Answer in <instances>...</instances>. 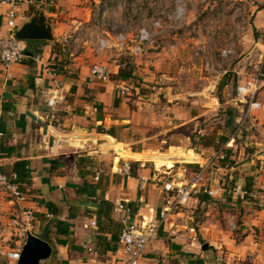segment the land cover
I'll return each mask as SVG.
<instances>
[{
	"label": "crops",
	"instance_id": "crops-1",
	"mask_svg": "<svg viewBox=\"0 0 264 264\" xmlns=\"http://www.w3.org/2000/svg\"><path fill=\"white\" fill-rule=\"evenodd\" d=\"M23 1L20 6L18 5V11L27 18L36 9L42 8L51 24L53 40L27 41L25 42L26 57L21 62L11 65L8 69L0 63V132L2 133L0 143L13 147L9 156L0 157V166L12 164L19 159L27 161V176L20 181V185L28 192L24 205L32 207L36 213L33 234L40 237L45 227L50 226L52 221H58L67 229V235H59L66 239V245L58 244L54 240L57 236L54 227H51V232L47 235L50 245L51 240L56 243L57 261L54 262L52 258V264H119L120 261L116 259L115 253L116 239H110L108 230L95 235L94 229L90 226V219L96 216L100 198L111 202L113 206L120 201L132 206L130 222L138 225L153 222L161 200V179L171 177L179 181L187 179L197 168V161H200V154L193 149L189 148L190 153H186L183 148L171 145L167 152L142 149L141 154L140 149L131 148V141L125 138V131L135 129V123L139 124L140 120L144 125L151 124L148 116L140 113L143 110L141 108L150 110L152 103L159 110L160 124L169 125L174 129L202 124L207 120L205 115L216 110L223 111L234 99L227 100L225 107L224 101L220 102L217 96V85L226 73L217 75L216 71L205 70L201 62L207 59L194 56V47L202 37L197 30L198 34L192 31L182 37V47L179 43L175 47L174 54L180 59L183 70L182 74L180 73L181 77H175L183 81L177 91H173V86L167 84V80L172 78L168 72H160L159 84L158 81H154V75L146 76L143 73L146 69L143 66L154 64L151 61H142L139 63L141 65H136L137 70L134 66L132 70L134 77L115 78L112 75L116 74L120 67L127 65L122 57L123 54L116 52L113 55L112 51L106 50L96 52L95 46L81 36L82 33H86L87 37L93 36L96 31L89 32L88 29L94 30L92 16L95 14L94 7H97V0L91 2L35 0V8L30 15L26 12L30 1ZM245 1H248L249 11L256 14L255 19L258 21H255V25L258 22L259 28L264 27V7L262 10H257L256 2ZM89 3L91 5L93 3V6ZM6 10L7 5L0 0V14L3 15L0 35L5 32L3 24ZM115 19L118 23L122 22L120 13ZM76 35L81 36L79 42L73 41ZM65 39L69 42L66 43ZM246 40H249L248 36L244 35L243 46L246 45ZM55 43L59 44L61 52L59 49H54ZM261 45L264 47L263 43ZM262 52L264 53V50ZM162 53L164 52H159L160 57L163 56ZM94 62H104L109 65L112 71L110 81L104 83L91 81L88 78L89 67ZM58 63L61 67L54 66ZM236 65L233 68L231 65L227 70L231 72L230 80L233 76L239 85H243L249 73H242ZM7 73L12 75L11 79L6 78ZM226 75L229 76L228 73ZM55 80L65 83L68 92L65 101L52 109L45 104L42 91ZM229 82L220 93L227 92ZM263 87L264 83L257 94L261 108L253 110L249 119L264 132ZM120 88H132L135 95L130 98L131 102L120 100L118 92ZM172 98L181 100L180 104H169ZM184 99L186 100L182 101ZM144 100L147 102H143ZM188 101L190 106L185 105ZM27 111L36 115L41 122L29 117ZM99 125L106 128L114 126V140L98 141L96 130ZM257 139L255 145L260 144L261 147L254 150L251 154L252 158L248 156L238 158L239 161L245 158L250 160L241 166V171H246L244 177L238 178L239 182L236 181L230 189L220 185V174L225 171V166L216 164L206 170V185L212 189L219 188L211 199L223 198L226 194L234 200L230 204L236 206L232 215L240 221L238 231H229L228 234L223 235L222 243L215 242L214 247L209 245L207 250H202L201 245L207 241L201 244L195 239L196 236L213 237V233H209L210 218L194 228L189 224V215L181 210L163 227L158 239L148 246L142 264H157L156 259L159 254L163 257V261H168L169 264H193L191 260L195 258L202 259L204 264H264V152L256 154L264 150V135ZM252 143L253 141H250V146H254ZM247 144L246 142L245 146ZM69 146L87 148L88 157L78 155L76 166L71 167L69 159H65L68 156L66 148ZM134 152H140L136 159ZM175 157L178 158L175 163H183L170 172L161 171L160 159ZM201 158L204 160V157ZM51 159L58 161L56 172L50 169ZM124 159L131 161L132 176L129 178L116 172ZM231 168L239 169L240 166ZM97 169L99 179L94 180V175L98 173ZM140 177L148 179L145 189L140 188ZM247 178H252L255 185L253 183L247 187L248 185L244 183V179ZM238 186L248 189L257 188L260 190L258 191L260 197L256 200L241 199L227 192ZM90 196H94L95 199L89 202ZM191 201H198L200 204L205 202L198 196ZM12 208L11 202L0 196V236L5 239L11 235L9 224ZM46 213L51 216L46 217ZM111 215L119 221L122 213L111 211ZM170 224L178 230L181 237H169L167 231ZM165 237H169L171 242H163L161 239ZM88 242L94 247L93 254H89L83 248V244ZM197 248L201 249L200 252ZM53 250L54 247L52 252ZM187 253H192L193 256H187ZM223 253L225 258L222 256Z\"/></svg>",
	"mask_w": 264,
	"mask_h": 264
},
{
	"label": "built area",
	"instance_id": "built-area-1",
	"mask_svg": "<svg viewBox=\"0 0 264 264\" xmlns=\"http://www.w3.org/2000/svg\"><path fill=\"white\" fill-rule=\"evenodd\" d=\"M20 0H1V3L7 5V10L4 13V28L5 32L0 35V63L5 69L11 65L21 62L26 57V44L24 40L15 37L14 33L24 22L27 17L19 13L18 2ZM209 0H200L201 3H206ZM225 7H215L210 18L209 23L214 26L215 22L225 19L228 26L221 25L226 31L227 43L219 46L215 37V31L207 29V41L199 43L194 50V56L200 55L201 52L207 50V62L205 69L208 71H216L218 73L227 74V70L223 64H228L235 54V42L243 39L248 29V3L245 0H227ZM209 3V2H208ZM112 4L113 9L120 10L122 22L120 30L111 35L107 29V36L102 33L106 25L109 31L115 28V21L112 17L113 13H109V21H105L106 9ZM186 0H173L172 6H168L163 13L162 20H152L150 24L139 26L137 33L131 43V0H111L103 1L100 9H102L99 16L96 18V30L94 35L88 36L86 33L81 34L85 37L87 42L95 46L96 52L105 51L111 47H115L119 54H127L129 56H136L144 54L148 49L152 48L155 43L156 30L167 35L173 30H180L184 25V19L187 12ZM225 4V3H223ZM111 16V19H110ZM123 20L127 21L124 22ZM102 31H100V30ZM209 33L211 34L209 37ZM81 36H74L73 41L79 42ZM72 37V36H71ZM179 37V36H178ZM241 37V39H236ZM65 42L69 40L65 39ZM166 43H168L166 41ZM178 39L170 44L171 48L178 46ZM217 43V44H216ZM218 52V54H217ZM264 53L260 55V59L250 64L251 73L243 85L237 86V93L231 102L241 103L243 111L240 113V120L236 124L234 131L228 137V140L222 144L215 151L214 155H209L202 162L197 161V168L190 177L184 180H177L175 178L161 179V200L157 210V216L153 222L138 225L135 222H130V217L133 213V207L124 201L118 202L113 206L112 212L122 213L119 218L121 229L116 239V259L119 264H142L143 258L148 246L158 238L160 231L165 225L172 221L173 215L186 207L191 200L197 197L200 193L215 196L219 188L212 189L205 183L206 170L216 163L214 159H223L225 157V146L230 140H234L236 135L241 131L244 122L253 114V110L261 108L260 102L257 100V94L264 83L263 72ZM229 66V65H225ZM112 71L107 63L94 62L89 67L88 78L91 81L108 82L111 79ZM7 79H11L10 73L6 74ZM68 88L62 81L55 80L50 83L43 91L42 97L45 104L50 108H55L59 103L65 101ZM126 88H120L119 95H125ZM2 133L0 132V136ZM202 155V154H200ZM211 169V168H210ZM94 175V180L99 179V170ZM116 172L122 176L129 178L131 174V161L124 159L117 167ZM140 188L145 189L148 179L140 177ZM228 193L235 195L237 198L257 199L259 192L238 186L227 190ZM0 196L8 199L12 204V215L10 218L11 235L9 238H2L0 236V257H2L4 264H17L22 246L24 244L26 233H32L34 223L36 220V213L32 207H27L24 203L27 201L28 192L17 181L16 173L7 174L0 168ZM95 199L94 196L88 197L89 202ZM46 217L51 214L46 213ZM90 226L94 229V234L97 235V218L93 216L90 219ZM228 226L231 230L237 228L235 217L232 214L228 215ZM172 238L181 237L178 230L170 224L167 231ZM83 248L89 253L95 252L94 247L88 242L83 244ZM220 260V259H219Z\"/></svg>",
	"mask_w": 264,
	"mask_h": 264
},
{
	"label": "rangeland",
	"instance_id": "rangeland-1",
	"mask_svg": "<svg viewBox=\"0 0 264 264\" xmlns=\"http://www.w3.org/2000/svg\"><path fill=\"white\" fill-rule=\"evenodd\" d=\"M23 0H20L18 2V5L20 6L21 2ZM30 2L27 4L28 5V9L26 10V12L31 11V9L34 10L35 8V0H29ZM88 1H92V0H88ZM103 1H111V0H97L96 4L97 7H94L95 9V14L94 16H92V21H93V25H94V30L91 28L88 29V31L90 32H94L95 29V25H96V18L99 16V14L101 13L102 9H100V5L101 3H103ZM172 1L173 0H131V29L129 30L131 32V43L132 40L134 39L136 33H137V29L139 26L142 25H147L150 24V22L152 20H162L163 17V13L166 10V8L168 6H172ZM187 1V12H186V16L184 19V27L182 29H178V30H173L172 32H170L169 34H165L163 35L162 33H160V30H156L157 34L155 35V43L154 46L150 49H148L144 54L142 55H136V56H129L127 54H123L122 57L124 58V60L127 63V67H131V65L137 70V66L136 65H141L139 63H141L142 61H151L154 62V64H148L145 67L146 69L143 71V73L146 76L149 75H154V81H158L159 84V75L161 74V71H165L168 72V74H170V76L172 77L171 79L167 80L168 81V85L169 86H173L172 90L173 91H177L179 89V87L181 86V83L183 82L181 80V78H175L176 76H180L182 74V65L180 62V59L174 54L176 51V48H171L170 44L174 43L175 39H178L180 46H183L182 43V37L186 36L187 33L194 31L196 34L197 30L200 31V33L202 34V37L200 38L199 43H201L202 41H207V29L205 28L207 25H209V30L211 31H215V37L216 40L218 42L219 46H223L227 43L226 37V31L223 29L225 26H228V22L225 19H222L218 22L214 23V26L212 24L209 23L210 18L214 17V15H212L215 7H220L223 9V7L226 6L227 4V0H209L206 3H201L199 2L200 0H186ZM253 3L256 2L258 5V9H261L264 7V0H262V2L255 1V0H250ZM249 1V2H250ZM24 2V1H23ZM248 2V1H247ZM225 3V4H223ZM90 6H93V3L91 5V3H89ZM112 4H110L108 6V8L106 9V16H105V21H109V13H113V11L115 12L114 14H112V17L114 20L115 17L117 15H119L120 10L118 9H113V6H111ZM119 12V13H118ZM263 12V11H262ZM261 12V13H262ZM253 13V14H251ZM248 16H249V26L248 29L246 31V35L248 36L249 40H246V45L243 46L242 45V41L243 39H241V37H238L236 39H241L240 41H236L235 43V54L234 56L231 58L230 62L228 64L225 65H229L228 67L225 66L223 64V67L228 70L229 67L232 68L236 65L238 66L242 73H251V69H250V64L257 62L260 59V55L263 53L262 51L264 50V47L261 45V43L264 44V27L259 28V26L255 25V21L257 19H255L256 14L255 12H251L248 10ZM261 18H263V15L261 16ZM111 19V16H110ZM124 22H127L125 20H123ZM258 21V20H257ZM121 23V22H120ZM120 23H118L117 21H115L116 25L115 28H111L109 31L108 25H106V28L104 30H100L104 36H107V29L108 32H110L111 35H114L115 33H117L120 30ZM193 23V26H191V24ZM221 25H224L223 28H221ZM188 29H187V28ZM98 30V29H97ZM96 30V31H97ZM83 34V33H82ZM210 33H209V37H210ZM179 36V37H178ZM166 41L168 43H166ZM24 42H27V40H24ZM245 42V39H244ZM199 43L196 45V47L199 45ZM217 44V43H216ZM195 48V47H194ZM166 49V50H165ZM106 51H112L111 54L114 55V53H116V49L115 47H111L109 49H106ZM164 52L162 53L163 58L160 57L159 52ZM168 51V53L165 54V52ZM103 52V51H102ZM192 52H193V48H192ZM218 54V52H217ZM207 56V50H204L203 52L200 53V55H198L197 57H201V59H205ZM196 57V56H195ZM131 61H130V59ZM166 62V64H165ZM204 65V69H205V65L207 62H201ZM144 65V64H143ZM197 65V64H196ZM206 70V69H205ZM208 71V70H207ZM233 72V71H232ZM181 73V74H180ZM217 75H219L218 72H216ZM229 74V76H231V72L228 71L227 72ZM246 76V75H245ZM112 78V77H111ZM247 80V78H246ZM245 80V81H246ZM146 83H150V82H146ZM157 84V85H158ZM239 85L238 81H236V78H233V76L231 77V80L229 82L228 85V90L225 93H220V96L222 98V101H224L223 106L226 105V101L230 100L231 98H234V96L237 93V86ZM264 88V87H263ZM129 91V94H127V92ZM119 92V90H118ZM131 93V94H130ZM134 91L132 90V88L130 89H126V94L125 95H120V100L122 101H130V98H133L134 96ZM158 95V93H157ZM123 96V97H121ZM146 99V98H144ZM258 99V96H257ZM165 101V99H162ZM186 99L182 100L185 101ZM171 102H169V104L173 103V104H180L179 102H181V100H177L176 98H172V100H170ZM143 102H147V101H143ZM185 104V102H183ZM154 103H152L151 109L150 110H144V108H141L143 110H141L140 114H146V116H148V118L151 120V124L150 125H144L141 120L139 122V124L135 123V129L131 128V130H129L128 132L125 131V138L129 139L131 141V148L134 149H140V152L142 154L143 151H141L142 149L144 150H154L157 152H167L169 146H178L180 148H183L185 150L186 153H190V149L194 150L196 153L198 154H202L199 155V160L200 162L203 161V159L201 157L206 158L209 155H214L215 151L218 149V147H220V144H222L220 137L221 136H226V137H230V135L232 134V132L234 131V126L238 123V121L240 120V116L238 111L236 110L235 114H234V123L228 124L226 121L227 117L226 115L223 113V111L221 110H216L213 113H209L207 115H205L206 117V121L203 122L202 124H198L197 126H189V127H184L183 128H172L169 125H163L160 124V113L159 110L156 109V106L153 105ZM221 104V103H220ZM185 105L190 106V101H188ZM144 107V106H143ZM145 107H147V104L145 105ZM226 107V106H225ZM255 115H253L252 118H254ZM236 117V120H235ZM148 123V122H147ZM98 127V126H97ZM117 128H120L119 126H117ZM97 131V130H96ZM120 132L122 130H119ZM123 133V131H122ZM253 134V136H252ZM248 136L247 138L245 136ZM262 135H264L263 130L260 128H257L255 126V124L253 125L250 121V119L248 118L244 124L243 127L241 128V131L236 135L234 140H230L229 143L225 146V153H228V160L226 162L225 165V171H223V173L220 174V185H222L223 187H225L226 189H230L231 185H233L236 181H238V178L240 177H244V174L246 171H241L242 169V164L240 165V168L236 169V168H231L233 165L231 164L232 161H239V157H243V156H248L250 158H252L253 153H249V149H258L260 148V144H258V146L255 145V141L258 140L257 137H261ZM122 138V137H121ZM144 138V139H143ZM193 138V139H192ZM204 138L205 141L210 140L212 141L213 145L212 146H207L203 143L200 142V139ZM141 139V140H140ZM194 140V142H193ZM228 140V139H227ZM250 141H253V145L254 146H250ZM226 142V141H225ZM246 142L248 143L246 146ZM190 148V149H189ZM87 148L84 149H80V148H76L73 146H69L66 148V155L67 158L65 159H69V161L71 162V167L73 165L76 166V162H77V156L79 155H84L88 157V153H87ZM140 152H134V159H136L137 154ZM204 152V154L202 153ZM65 156V155H64ZM63 156V157H64ZM253 158L255 159V156H253ZM178 158H161V165H159V168L161 169V171L165 170V171H171V169H175L177 167V165L182 164L183 162H177L175 163V161ZM68 161V162H69ZM216 164L219 165H224L222 163V159H214ZM175 165V166H174ZM232 165V166H230ZM174 166V167H173ZM170 168V169H168ZM230 168V169H229ZM231 176V177H230ZM245 181V179H244ZM239 182V181H238ZM245 183V182H244ZM254 183V181L252 182V184ZM244 185V184H243ZM255 185V183H254ZM251 190H255V191H260L259 189H255V188H251ZM161 198V197H160ZM250 200H256L254 198H249ZM258 199V198H257ZM239 200V199H238ZM241 200V199H240ZM234 200H232V197L229 195L225 194V197L223 198H212L210 200H205V202L203 204H200L198 201H191L190 204L183 208V212L186 213L187 215H189V221H190V225L194 226V228L198 227L197 224H200L201 222L205 221L207 218H210V224H211V229H209V233H213V237L210 236L209 238H203V237H197L195 241L198 243L207 241L209 243V245H211L212 247H214V245L216 244L215 242H223L224 238L223 235L228 234L229 231H238V226L240 221L237 219V217L235 218L236 221V225L237 228L234 230H231L230 227L228 226V215L230 214H234V209L236 206L230 204V202H232ZM193 220V222H192ZM170 237V236H169ZM169 237H165L161 240H163V242H167L170 241ZM158 239V238H157ZM155 241V240H154ZM171 242V241H170ZM162 243V241H161ZM51 246L52 249L54 247V250L52 252L51 257L49 258V260H44L43 262H41V264H52L51 259L53 258V261H57V250H56V243L51 240ZM197 250L200 252V248H197ZM207 250V249H206ZM82 256L86 257L85 254H82ZM223 258H225V254H222ZM221 256V257H222ZM51 261V262H50ZM220 262V261H218ZM156 263L157 264H169V262L167 261H163V257L161 256V254H159L158 258L156 259ZM0 264H4L2 258L0 257ZM217 264V263H216Z\"/></svg>",
	"mask_w": 264,
	"mask_h": 264
},
{
	"label": "trees",
	"instance_id": "trees-1",
	"mask_svg": "<svg viewBox=\"0 0 264 264\" xmlns=\"http://www.w3.org/2000/svg\"><path fill=\"white\" fill-rule=\"evenodd\" d=\"M33 12V9H31V11H29V14L30 15L31 13ZM3 23V15L0 14V27ZM30 42V41H29ZM59 44L58 43H55L54 45V49L55 50H58L60 47H58ZM58 47V48H57ZM61 49H59L60 51ZM61 52V51H60ZM263 72H264V60H263ZM55 67H61V65L58 63L56 65H54ZM128 65H125V67H120L118 72L114 75H112L113 77L115 76V78H119V79H125V78H128V77H134L133 75V66L131 65V69L129 67H127ZM230 80V76L228 75H224L223 78L221 79V81L218 83L217 85V96L219 98V101L222 102V98L220 96V90L228 84ZM236 110L238 111L239 115L241 113V111H243V108H242V104L241 103H234V102H230L228 104V106L223 110V113L226 115L227 119L225 122H227L228 124H233L234 123V114L236 112ZM235 120H236V117H235ZM236 126V125H235ZM234 126V128H235ZM114 126H110V127H104L102 125H99L97 127V132H98V138L100 142H102L103 140L107 141V140H114L113 136L114 135ZM193 139V138H192ZM228 137L226 136H221L220 137V140L222 143H224L225 141H227ZM194 142V140H193ZM200 142L207 145V146H212L213 143L212 141L210 140H207L205 141L204 138H201L200 139ZM13 147L9 146L8 144L6 143H0V157L1 156H9L11 151L13 150L12 149ZM255 149H249V153H253ZM222 163L224 165L222 166H225L226 165V162L228 160V153H225V157L222 159ZM50 169L52 172H56L55 170L57 169L58 167V161L56 159H51L50 161ZM27 161L24 160V159H19V160H16L14 161L12 164H8V165H1L0 168L6 172L7 174H11V173H16L17 175V181L20 182V181H23L26 176H27V173H26V164ZM236 162L235 161H232L231 164H235ZM134 165V163H133ZM230 165V166H232ZM245 185H248L247 187H250V185H252V178H247L245 179ZM199 199L201 200H210L211 197L205 193H200L198 195ZM112 208H113V204L105 199H102L100 198V205L98 206V209L96 211V218H97V226H98V229H97V232L98 233H101L103 230H108V232L110 233V239H117V236H118V231H120L121 229V224L119 221H116L112 215H111V211H112ZM51 227H54L55 228V234L57 235L55 237V241L58 243V244H63V245H66V239H64L63 237H59V235L61 236H65L68 234V231L67 229L61 224L59 223L58 221H52L51 222V225L50 226H46L45 227V230L44 232L41 234V238H43L44 240L50 242L49 238H48V234L51 232ZM107 243V242H106ZM187 256H193L192 253H187L186 254ZM191 262L193 264H204L203 260L200 259V258H195V259H192Z\"/></svg>",
	"mask_w": 264,
	"mask_h": 264
},
{
	"label": "water",
	"instance_id": "water-1",
	"mask_svg": "<svg viewBox=\"0 0 264 264\" xmlns=\"http://www.w3.org/2000/svg\"><path fill=\"white\" fill-rule=\"evenodd\" d=\"M15 37L27 40H53L52 27L42 8L36 9L15 31ZM27 115L37 122L41 120L31 112L27 111ZM264 150L259 151L256 154H261ZM250 158H245L236 162L233 166L238 167L241 164L248 162ZM209 244L204 242L201 245L202 250L208 249ZM52 247L46 240L31 233H26V238L22 246L20 257L17 264H40L43 260L50 257Z\"/></svg>",
	"mask_w": 264,
	"mask_h": 264
}]
</instances>
